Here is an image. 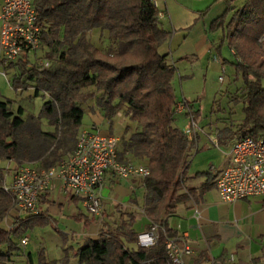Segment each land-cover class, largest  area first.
I'll return each mask as SVG.
<instances>
[{"label":"trees","instance_id":"obj_1","mask_svg":"<svg viewBox=\"0 0 264 264\" xmlns=\"http://www.w3.org/2000/svg\"><path fill=\"white\" fill-rule=\"evenodd\" d=\"M154 1L32 0L49 65L44 67L32 57L7 64L17 73L10 81L14 91L30 88L34 96L45 94L46 99L38 115L24 116L21 106L13 109L14 100L0 98V160L16 164L26 160L45 169L55 166L74 150L84 105L93 99L108 120L122 110L134 125L121 149L118 142L119 159L149 168L142 180L141 215L148 228L156 226L155 243L139 245L137 214L124 212L112 229L86 238L72 253L75 264H169L164 240L174 232L167 220L179 203L196 201L206 187L185 183L195 141L175 124L177 67L168 54L158 51L171 31L163 27ZM235 1L225 0L224 11L209 25L211 31L221 30V44L233 51L232 60L222 62L231 64L242 83L232 100L242 103L243 117L234 130H221L219 138L230 133L232 138L256 139L264 134V0H241L238 6ZM92 29L108 35L104 51L86 36ZM188 108L194 117L197 111L189 103ZM41 117L51 128L41 127ZM6 174L0 166V264L12 263L20 250L15 238L50 223L40 212L16 217L10 229L2 227L12 208L2 188ZM38 255L37 264H54L43 250ZM68 258L61 264H71Z\"/></svg>","mask_w":264,"mask_h":264},{"label":"crops","instance_id":"obj_2","mask_svg":"<svg viewBox=\"0 0 264 264\" xmlns=\"http://www.w3.org/2000/svg\"><path fill=\"white\" fill-rule=\"evenodd\" d=\"M223 2L225 0H155L156 6L163 13L160 16L163 27L171 31V36L158 47V51L168 54L177 67L175 77L184 73L190 76L193 67L200 65L205 58L209 59L212 55L215 60L220 59V67L223 71L229 63H223L222 60H232L233 51L228 49L225 43L220 42L222 32L216 38L211 37L213 33L221 30H209L211 21L225 9L226 2L219 13ZM223 46L227 48L232 58L227 56L228 54H222ZM0 67H3L1 74L10 86L7 77L3 74L7 65L0 61ZM9 70L14 71V68ZM233 75V80H237L234 73ZM0 96L5 97L1 93ZM182 99L185 100L184 97L177 96V101ZM239 104L242 108V103ZM84 108L80 130L94 127L101 134L117 136L114 132L117 123L115 117L112 120L105 118L93 99L86 103ZM242 117L240 115L239 121L232 123L218 121L216 118L207 126L201 127L199 129L201 133L195 131L188 135L195 141L190 162L204 153L205 149H209L211 144L216 148L212 156L207 159L209 168H205L200 163L202 165L186 173V185L198 189L205 185V189L197 195L196 201L190 199L179 203L175 213L167 220V225L174 235L184 236L192 247V254L186 257L188 264H214V259H220L224 264H264V195L225 202L221 200L215 186L217 176L230 160L229 148L237 139L232 138L230 133H224L219 138V132L223 129L234 130ZM110 121L113 124V131L109 130ZM6 162L7 174L4 182L8 183L18 166L12 161ZM10 165L13 167L11 168ZM8 170H11L10 173ZM143 192V183L140 179L107 178L101 189L100 212L93 215L85 210L78 196L64 191L60 182L53 180L40 197V212L50 219L49 224L54 228L57 227L58 235L61 234L62 237L58 242L60 252L52 259V263L61 264L63 258L68 256L69 263L75 264L76 259L72 253L86 238H96L102 231L112 229L121 213L134 211L137 214L134 228L138 233L143 232L148 228L147 220L141 215ZM11 210L1 224L5 229L11 227V224L6 226L7 219H11L13 223L14 211ZM14 213L17 217L26 216L24 213ZM24 236L28 237V241L25 245H21L20 239ZM15 241L20 250L9 264H37V258L35 259L32 252L26 248L30 241L28 231L15 238Z\"/></svg>","mask_w":264,"mask_h":264},{"label":"built area","instance_id":"obj_3","mask_svg":"<svg viewBox=\"0 0 264 264\" xmlns=\"http://www.w3.org/2000/svg\"><path fill=\"white\" fill-rule=\"evenodd\" d=\"M162 14L160 11L159 16ZM42 37L43 27L32 0H3L0 9L2 63L7 65L20 58L35 57L39 64L48 66L46 58L36 55L44 45ZM219 80H222L221 76ZM174 110L175 113L189 111L187 101L178 100ZM117 115L122 114L118 111ZM190 118V124L183 130L187 135L196 127L194 118ZM118 142L119 137L101 134L90 127L80 130L74 150L55 166L45 169L32 163L19 164L10 181L2 186L11 198L12 210L18 214L40 213V197L56 179L64 191L81 199L87 212L99 214L101 189L107 178L143 180L149 174L147 165L119 159ZM229 154L227 166L215 181L221 200L232 202L264 195V134L256 139L250 136L236 139ZM156 237V226H152L138 234V243L144 247L152 246ZM27 241L28 237L24 236L20 244L25 245ZM164 248L169 264H188L186 257L192 254V247L184 236L165 237ZM229 260H232L231 256ZM213 263L224 264L220 259H214Z\"/></svg>","mask_w":264,"mask_h":264},{"label":"rangeland","instance_id":"obj_4","mask_svg":"<svg viewBox=\"0 0 264 264\" xmlns=\"http://www.w3.org/2000/svg\"><path fill=\"white\" fill-rule=\"evenodd\" d=\"M241 0H236L233 5L238 6ZM2 0H0V5ZM222 3V2H221ZM225 2H223V7L219 11V13L223 10ZM221 31H217V33H211L212 38L218 37ZM86 36L91 40L99 49L105 50L109 45V38L108 35L100 31L99 29H92L86 33ZM41 49L37 52V56L42 58L44 57V53L47 50L45 46L46 43ZM215 53V52H214ZM222 54L230 56L228 50L225 46L222 47ZM217 55V54H216ZM219 57V56H218ZM217 57V58H218ZM232 58V55L230 56ZM228 58V57H227ZM37 58H33L34 62L38 63ZM47 59V58H46ZM49 61V59H47ZM220 59L215 60L213 55L207 59L205 58L201 64L196 65L191 70V75L186 76L184 73L183 78L179 80L176 76L174 79V86L176 90V94L178 97H184L185 100L192 104L194 109L197 111V114L193 117L196 127L195 131H200L199 129L203 126H207L210 121L217 118L218 121L222 122H238L240 115L243 116V113L240 112L241 105L239 103H234L232 98L237 94H240V85L241 80H233V67L228 64L224 71L221 70L220 67ZM44 66L43 64H41ZM45 67V66H44ZM0 67V93L5 96V98H10L14 100L16 103L13 106V109L16 110L18 106H21L24 110L23 115H38L39 110L43 101L46 99L45 94H39L38 96H34L32 89H25L23 91H14L7 81L5 77L1 74L4 69ZM190 73V72H188ZM16 71H10L8 67H5L4 75L7 77L8 82L10 83L11 79L16 75ZM235 74V73H234ZM218 76L222 77V80L218 79ZM91 89V88H88ZM226 89V90H225ZM0 98H3L0 96ZM88 103V102H87ZM232 107V108H230ZM230 108V111H229ZM87 109V108H86ZM189 110V108H188ZM229 111V112H228ZM122 114V110H119ZM189 111L183 113H176L175 114V124L182 130H184L190 124V115H188ZM117 114V113H116ZM225 116V117H223ZM112 120V119H111ZM115 120H117L116 126L114 127L115 134L119 137V149H121V142L123 138H126L132 131H134V125L129 122V120L122 114V116L115 115ZM41 127L43 129L51 128L48 126L47 119L41 117L40 119ZM227 123V124H228ZM109 130L113 131V124L109 125ZM201 133V132H199ZM193 134V133H192ZM190 136V134H189ZM216 151V148L211 144L209 149H205L204 153L199 154L194 160L190 162L186 173L192 172L194 169L197 168L198 165H202L205 168H209V162L207 159L212 156V153ZM22 163H32L36 165V163L29 162V161H22ZM202 163V164H200ZM17 164V166L19 165ZM7 162L6 160H0V166L6 167ZM12 168L13 165H10ZM10 169V168H9ZM11 170H8V172ZM10 173V172H9ZM12 211V210H11ZM13 223L11 219H7L6 226L11 224V227L14 224V220L17 215L13 212ZM10 227V228H11ZM61 228V225H59ZM57 227H53L51 224H47L44 226H36L32 229L28 230V236L30 241L27 245V249L32 252L34 255L33 257L38 261V252L40 250L44 251V255L49 261H53L52 259L56 258L60 252L58 242L60 239L62 240L61 234L58 235ZM58 228V229H60ZM35 229V230H33ZM137 229H139L137 227ZM146 228L144 231H147Z\"/></svg>","mask_w":264,"mask_h":264}]
</instances>
